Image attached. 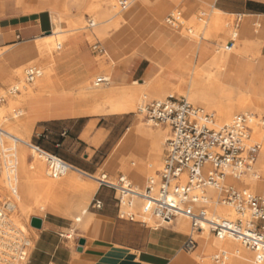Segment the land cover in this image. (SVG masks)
<instances>
[{
    "label": "bare ground",
    "instance_id": "1",
    "mask_svg": "<svg viewBox=\"0 0 264 264\" xmlns=\"http://www.w3.org/2000/svg\"><path fill=\"white\" fill-rule=\"evenodd\" d=\"M16 1L19 6L24 8L29 9L32 6L31 2H33L37 11L46 9L52 10L58 15L60 22L63 20V15L72 11L73 6L78 4V1L71 2L70 0H64V3L60 7H57L52 4L51 0ZM202 1V3L196 5V7L201 9L199 14L204 16L205 11L211 6L212 0ZM176 2L177 0H128V2L126 1L127 6L124 10L129 7V10L127 11L128 17H133L134 14L144 11L155 17V20L163 22L164 15L167 11H170L175 7ZM188 2L189 3L185 5L184 9L178 8L179 10L176 12L179 14L178 21L171 25L176 32L183 33L189 27H194L196 30H200L201 25H198L196 22L199 18L193 14V11H191L193 4L190 1ZM119 5L120 2H118V0H98V10L103 16L110 15L113 12H116L114 15H118L122 10L121 8L119 10ZM221 15L220 12L214 10L213 26L216 28V33L225 34L227 33L226 24H223V22L220 21ZM125 16L126 15L121 14V16L117 17V19L111 23V26H113L115 30L118 29L124 23ZM75 25H78V23ZM75 25L72 23L66 24V27L64 26L66 29H64L65 31L52 34L50 37L40 39V41L33 42L32 44L24 43L13 50V52L5 58V60L11 65V69L6 72L3 71L0 66V82L11 85L10 93H15L19 96L18 103L13 102L10 104L11 110L14 109L16 105H19V103L25 104L27 100L37 96L56 97L64 92L62 91L55 94L50 90V85L53 76L56 78V81L59 82L58 76L63 71L65 63L58 64L57 66L52 65L49 69L43 67L37 68L36 58L45 54L51 55L54 51H58L65 41L71 37L70 35L74 31V29L71 28ZM61 28L63 27H60V29ZM189 33L193 32L189 31ZM234 34L237 35L235 32L233 35ZM98 35L101 40L107 37L103 32L99 31L98 33L89 34L88 39L98 37ZM192 37L193 36H191V38ZM211 37H213V33L210 31L205 32V34H202V37H200V42L198 43L196 50L201 58L206 56V42L210 41ZM246 43L247 42L244 41L243 45L246 46L248 44ZM256 46L257 44L254 45V48H257ZM219 48H221V46ZM224 50L230 51L231 49H226V46H224ZM195 53L196 52H193V54ZM244 54L247 55L246 52ZM226 57L227 54H225V51H220L214 56L210 63L212 69H205L197 74H193L191 70L185 69L182 72H177L173 75L172 78L175 79V81L169 84L161 82L160 78L165 71L158 68L159 70L156 76L149 79L148 82L138 84L137 81H135L132 85H137L138 87L129 88L120 92L113 89L109 91H98L95 90L97 87L93 84H89V89L94 91L90 92L86 90L85 83L89 81H85L83 74L90 71V69H87L84 72H80L77 76V94L75 99L77 103L84 102L86 104V102H101V104L98 107L93 106L86 111H84V109L83 111L76 110L74 114L81 116L134 114L136 109L138 108L140 110L146 101L151 99H161L165 94H169L175 98L180 97L186 99L188 102L205 107L207 110L213 109L217 114L216 122L218 124H224L223 122H229L231 120L234 113H246L253 108L251 100L246 93L221 86L220 82H218L223 72ZM248 57H250L249 54ZM17 58H20V60L18 61ZM74 59L82 63L79 55H76ZM113 60L114 59L107 53L105 58L93 59L92 63L95 67L99 66V68L103 70L106 63L113 62ZM47 61L52 64V60L49 56L47 57ZM181 66L182 64H180L175 70L183 68ZM26 70H36L40 76L31 84L26 83V81L24 83L22 81L23 72ZM101 74L102 77L109 79V83L103 85L104 87L110 84H115L110 79L111 72H109L108 76L103 73ZM217 84H219L222 89L216 90ZM65 90L68 89L66 88ZM66 93L68 92L66 91ZM17 110H19V108L15 109L14 112V118L16 119L19 118L16 113ZM245 115L248 116V114ZM19 123L24 125V120H19L18 124ZM27 131L28 130L26 129L20 131L11 123L7 124L6 130H3L0 127V165H2V171H0V173H4L5 184V186H1L0 182V198L7 192L9 193L8 197H10L11 191H16L14 200L15 211L8 219L21 232L26 230L28 223L26 222L27 224L25 226V220L29 217V214L32 212L38 213L39 211L47 209L44 201L45 196L50 194L53 190L58 189L60 185L62 186V189L77 190L80 194L86 195H91L96 190L94 184L82 180L83 177H88L89 175L72 167L63 175L65 178L61 182L58 181L61 177L56 179L50 177L47 172V167L45 169V158L36 153L31 145L30 148L32 152L36 153L38 158L34 161V167H28L26 163L27 149L21 145H29L27 140L30 131ZM167 133V130L154 132L148 128V125L145 126L141 121H136L131 131L125 133L118 141L115 146V156L126 161L133 148L142 145L143 140H148L146 155L141 154L132 156L130 165L127 166L126 162L119 165V167L121 166V168H119L120 172L124 173V175H128L130 179L134 177L136 179L139 175H153L154 169L158 171L159 168H161V161L159 159L161 156V140L167 138ZM253 137L260 144L259 155L261 156L262 164H264V134L257 125H254ZM5 140H8L10 143L7 144L4 142ZM33 156L34 155L32 154V157ZM142 162L145 163L143 168H141ZM122 177H124L127 183L131 185L134 192L138 194L144 193L142 190L143 188L140 187V185H132L131 180L127 179L125 176ZM105 182L109 183L108 181ZM225 183L242 188L250 194H254V196L264 198V178H260V176L254 172V166L247 174L242 176L239 181H233L230 178H227ZM208 193L210 196L216 198L214 192L209 191ZM215 201L216 200L211 203L212 206H209V214L225 218L228 216L231 217L230 211L217 204ZM70 210L75 213V223H80L86 214L85 205L79 204L73 207L71 206ZM205 232L207 231L197 234L198 248L195 252V256L198 258L200 264H212L211 261H214V264H217L214 259L215 257H213L215 251H219L218 253L223 255L224 258L222 264H255L254 254L247 249H243L234 240L224 239L218 241L214 237L213 239H209Z\"/></svg>",
    "mask_w": 264,
    "mask_h": 264
},
{
    "label": "crops",
    "instance_id": "2",
    "mask_svg": "<svg viewBox=\"0 0 264 264\" xmlns=\"http://www.w3.org/2000/svg\"><path fill=\"white\" fill-rule=\"evenodd\" d=\"M212 9L217 10L223 16L235 17L234 30L240 31L243 39L254 42L260 41V46L254 48L255 50L252 52L250 48H245L243 41L239 47L250 57L259 55L256 62H243V64L249 65L252 72L250 76L258 73L263 77L264 0H212ZM123 15H126L124 23L103 39L107 41L109 48L106 52L112 58L117 51L139 45L145 34L152 33L157 28L156 20L148 12L141 11L134 14L133 17H128L126 11ZM51 23H53L52 17L50 20L44 12L37 14L31 26V37L48 33ZM256 26L260 33L254 30ZM164 35L161 34L156 37V40L152 41L151 44L146 42L140 44L136 55L130 59L142 57L148 63L141 61L134 71L121 72L119 68L126 66L130 60L126 61L117 70L111 72L110 79H113V82L118 85L126 86L124 82H127L137 73L140 74V77L150 78L156 66L166 70L175 69L184 58L183 56L192 50L193 44L190 41L185 43L182 38L180 39L175 34L166 37ZM48 37L50 35L33 39L31 42ZM1 39L4 41L9 37L2 35ZM101 54H104V51ZM250 57L228 54L219 82L221 86L249 94V96H255L258 100L249 98L251 104L257 108L255 103L258 104L260 100L264 103V82H259L258 78L254 76L249 86L243 88L241 72H245V69L233 65L234 61H248ZM88 69L92 71V68L88 67ZM90 71L83 74L85 81L88 80ZM248 78L246 77V80ZM69 103V99L64 94H59L56 97L42 96L31 99L27 101L25 106L24 123L29 128L35 123L36 131H40V134H37L38 137L51 138L54 148L45 152L58 158V150L55 149H63L71 140L75 142L73 145L76 146L75 149L81 145L93 143L95 147H92L91 150L95 155L110 143L113 129L99 126L98 123L94 124V119L87 120L90 116L75 115V109L70 108ZM66 122H71V125H66ZM39 125L41 126L39 127ZM93 125L96 127L90 134V127ZM88 137L89 143L87 142ZM117 141L111 143L107 154L112 152ZM163 158L164 150L162 164ZM65 163L90 176L98 174L103 166V164H97L92 168L86 163L79 164L74 161ZM109 173V176L113 178L116 172L110 171ZM142 181L144 183V179ZM146 185L147 183L145 188ZM210 198L214 199L212 196ZM80 199L81 197L77 196V201ZM97 204H99V208ZM136 205L138 207L139 202H136ZM137 210L138 208H136ZM60 211L62 212H47L43 217L38 218L41 220V228L33 229L35 230V236L32 239L33 248L26 264H179L176 260L184 259L181 253L186 252L185 244L189 239L190 227L188 234H186V232L177 229L176 220L170 225L158 226L155 223L153 229L147 228L150 221L143 224L138 217L134 221H129L123 215L122 209L119 208L115 193L99 183L96 190L88 198V206L81 230H71L73 224L68 216L72 215L65 212V207ZM65 231H77L75 238L73 240L71 237L69 238L64 233ZM80 240L83 241L82 246L78 244ZM194 262L200 264L195 260Z\"/></svg>",
    "mask_w": 264,
    "mask_h": 264
},
{
    "label": "rangeland",
    "instance_id": "3",
    "mask_svg": "<svg viewBox=\"0 0 264 264\" xmlns=\"http://www.w3.org/2000/svg\"><path fill=\"white\" fill-rule=\"evenodd\" d=\"M51 1H52V4L56 5L57 7H60L64 3L63 2L64 0H51ZM70 1L71 2L78 1V4L73 6L72 11L68 12L66 15H63V20H62V22H60L58 15L54 11L48 10V9L37 11L36 6L33 5L34 4L33 2H31L32 8L30 7L28 9V8H24L22 6L17 5L16 0H0V66L2 67L1 69L3 71H6V72L11 69V65L5 60V58L8 55H10V53H12L13 50H15L16 48L21 46L22 43L32 44L33 42L40 41V40H36V41L31 42L33 39H38L40 37H44V36H48V35H52L55 33L65 31L66 29L64 28V26L66 27V24L72 23L75 25L78 23V25H75L71 28V29H74V31L70 35L71 37L65 41L63 46L58 51H54L51 55L45 54L42 56H38L36 58V67L37 68L43 67V68L49 69L52 65L57 66L58 64L65 63L63 71L58 76L59 82L56 81V78L54 76L52 77L50 90H52L53 93H55V94L64 91V92H62V94L67 96V98L70 101V103H69L70 108L75 109V111L76 110L83 111V109H84V111H86L93 106L98 107L101 104V102H92V103L86 102V104L84 102L77 103V101L75 99L76 94H77V87H76L77 84L76 83H77V79H78L77 76L80 72L86 71L88 69V67L93 68L92 71H90V74L88 76L87 81H89V82L85 83V89L92 92L94 90L89 89V84L92 85L96 78L102 77L101 73L108 76L109 72H112L113 70H117L122 65V63L129 61L132 57H134L137 53V48L139 47L140 44H142L144 42H146L147 44H151L152 41H155L156 37H159L161 34H165L164 35L165 37L170 36L172 34H175L180 39L182 38V40L185 43L190 41L193 44L192 50L189 52L190 54L184 55L183 56L184 58L180 62V64H182L181 67H183V68L175 70L180 65L179 64L175 69L174 68H170L168 70L163 69L165 71V73L161 76L160 80H161V82H164L166 84L173 83V81H175V79H173L172 76L175 75L177 72H182L185 69L191 70L193 74L201 73L205 69L206 70L209 68L212 69V67H210V63L212 62L214 56L217 55V53L220 51H225V54H227V55L233 53V54H237L240 56L242 55V56L248 57V54L247 55L244 54L245 51L242 50L241 47H239L241 45L242 41L243 42L246 41L249 44L248 45L246 43L247 45L245 46V48L246 49L250 48L251 52L255 50L254 49L255 44H258L256 46L257 48L260 46L259 40L254 42V41H251L248 39H243L241 37V32L238 30H234L233 26H234L235 17H229V16L221 15L220 21L223 22V24H226L227 33H225V34H221L218 32L216 33V30H215L216 28L213 26L214 10L212 9V3H211V6L209 7V9L207 11H205V15L201 16L199 14L201 9L196 7V5L202 3L203 2L202 0H177L175 7L173 9H171L170 11H167L166 14L164 15L163 22H159L156 20L157 28L154 30L156 32L154 33V35L151 36V38H149V37L154 31L152 33L145 34V36H143V38H142V41L136 47H129L127 50L117 51L116 55L113 57V59H114L113 62H107L105 65V68L102 70L99 68V66L95 67L92 63V60L96 59V58H103V57L105 58L106 57V54H107L106 51L109 49L107 41L101 40L99 35H98V37H92L91 39H88V35L93 34V33H98L99 31H101V32H103V34L108 36L110 34V32L115 30V28L113 26H111V23L113 21H115L117 19V17L121 16V14L128 11L129 7L126 10H121V12H119L118 15H114L116 12H113L110 15L103 16V15H101V13L98 10V0H70ZM121 1H127L128 2V0H118V2H121ZM188 1H190L193 4V8L191 11H193V14L195 16H198L199 20H197L196 22L198 25L200 24L201 27H200V30H198V29L196 30V28H194V27H189L183 33H179V32H176L175 29L173 30V27L171 25L166 24L165 21L169 15L176 13L179 10L178 8L184 9L185 5L187 3H189ZM119 10H120V7H119ZM41 12H44L45 14H47V16L50 18V20L52 17L53 23H51V28H50L48 33L39 34L36 37H31V26L33 25V20H34L35 16ZM153 18L155 19V17H153ZM200 20H202V21H200ZM89 22L93 23L92 27H89ZM60 27H63V28L60 29ZM188 29H189V31H191L193 33H189ZM254 30L256 32L260 33V30L257 28V26L255 27ZM209 31L211 33H213V37L210 38V41L206 42V56L201 58L200 54L197 53L196 47H197L198 43L200 42V37H202V34L204 35L205 32H209ZM234 32L237 34L236 39H235V44L231 48L230 51H226V50H224V46H226L227 42L232 38ZM2 35H4V37H5V35H7L9 37V39H5L3 41L1 39ZM191 36H193V37L191 38ZM96 45H98L100 48H102V50L104 51V54H100V53H98L97 49H94V47ZM220 46H221V48H219ZM193 52H196V53L193 54ZM76 55H79L80 59L82 60V63H80L78 60L74 59ZM48 56L52 60V64L48 63V61H47ZM258 56L259 55H257V57ZM257 57H250L248 61H240V62L234 61V63H233V65L235 67L245 69V72H241V80H243V88H246L249 86V83L251 82V80L254 76H256L258 78L259 82L260 81L264 82V76L262 77L258 73H254L252 76H250L252 72L250 70L249 65L243 64V62H252V61L256 62ZM17 60L19 61L20 58H17ZM141 61L148 63L142 57H140L138 59L135 58V59L130 60L128 62V64H126V66L119 68V70L121 72L122 71L132 72L136 68L137 64H139V62H141ZM158 68L159 67L156 66V68L154 69V72L150 78H147L145 76L140 77V74L137 73L132 78H129V80L127 82H124L126 84V86L118 85L115 83L114 85L110 84V85L105 86V87L104 86H100L99 88L97 87V88H95V90L109 91V90L113 89L115 91L118 90L120 92V91L129 89V88L138 87L137 85L133 86L132 83L135 81H137L138 84H141L142 82H148L149 79H152L156 76V74L158 73V70H159ZM26 71L23 72V80L22 81L24 83H25V72ZM246 77H249L248 80H246ZM111 80L114 81L113 79H111ZM11 87H12L11 85H7L3 82H0V127L3 130H6L7 124L11 123L12 125L16 126L17 129L20 131H22L23 129L28 130L27 132L30 131L29 132L30 134H29V137L27 140L29 145H25V144H21V145L27 149V154H26L27 166L28 167L29 166L34 167V161L38 158V156L36 153L32 152L30 145L31 146H38L43 151H49V150H51V148H54V144H53L51 138L44 139V138L37 136V134H40V131H36L35 123L29 129L25 125V123H24V125L26 127L24 125H21L20 123L18 124L19 120H21V119L23 120V118H24L25 106H26L27 102L25 104L19 103V105H16L15 108L11 110L10 104L13 102L19 101V96L17 94H15V93L11 94L10 93ZM66 88L68 90H65ZM220 89H222V87L219 84H217L216 90H220ZM66 91L68 93H66ZM247 96L252 98L253 100L254 99L258 100L255 96H249V94H247ZM38 97H42V96H37L35 98H38ZM165 98L183 99L180 97L175 98L172 95L165 94L164 97H162L161 99H151V100L146 101L143 104V106L152 100H162ZM32 99H34V98H32ZM29 100H31V99H29ZM29 100H27V101H29ZM83 104H85V105H83ZM190 104L195 106V107L202 108L206 112L214 113L215 117L217 115L213 109L207 110L205 107H202L200 105H194L192 103H190ZM255 105H257L258 107L256 108L252 105L253 108L246 113H244V112L234 113L233 116L231 117V119L237 115L248 114L251 118L252 117L254 119L256 118V120H255L256 124L255 125H257L264 134V103L261 102V100H260L259 103L258 104L255 103ZM87 106H88V108H87ZM17 108H19V110H17V112H16L18 114L17 116L19 118L16 119V118H14L15 117L14 112H15V109H17ZM85 108H87V109H85ZM19 111H21V112H19ZM96 116H90L87 118V120L94 119L95 120L94 124L98 123L99 126H104V127H107L108 129H113V132H112V135L110 138V143H108L104 148L100 149L94 155V153L91 150L92 147H95L93 143H90V145H81L77 149H75L76 146H73V145H75V142H74V140H71V141H69V144H67V145H65V147H63V149H55V150H58L59 158H61L65 162L74 161V162L79 163V164L86 163L89 166H91L92 168L97 164L98 165L103 164L102 169L98 174H96L95 176L89 175L90 177L89 176L83 177V178H87V179L82 178L83 181H85L87 183L94 184L96 188L98 186V180H100V177L103 175L107 176V177L105 176V181H108L109 183H112V184H116L117 177L125 176L127 179L131 180L132 185H135V184L140 185V187L143 188L142 190L144 192L145 184L147 183V181L149 179H157L156 175H158V172L162 169V157H163V150H164V142H165L166 138L161 140V156L159 158L161 161V168H159V170L157 169L158 171H156V169H154L153 175H151V176L139 175L140 177L137 176L136 179H135V177L130 179V177L128 175H124V173L120 172L119 168H121V166L119 167V165H122L125 162H126L127 166L130 165V162L132 161V156H134V155H141V154L146 155V151L148 148V140H143L142 145L133 148V150L131 151V154L128 156L129 158L127 157L126 161L124 159H119L115 156V146L117 145L118 141L123 137V135L125 133H128L131 131L135 122L138 120L141 121L143 125H145V126L148 125V128L154 132L163 131V130H167V129H165L163 127H154L151 124L146 123V120L144 119L143 115L139 114L138 108L136 109V112L134 114L128 113V114H123V115H110V116L96 115ZM216 120H217V117H216ZM223 123H228V122H223ZM65 124L70 126L71 122H66ZM40 126L41 125H39V127ZM95 127H96V125H93L90 127V129H91L90 134H92ZM254 140L257 141L256 139H254ZM115 141H117V142H116L115 146L113 147L112 152H109V154H107L109 151L111 143H115ZM4 142H6L7 144L10 143L8 140H5ZM87 142L88 143L90 142L89 137L87 138ZM32 154L34 155L33 157H32ZM141 165H142L141 168H143L145 166V163L142 162ZM1 166L2 165H0V171H2ZM45 169H46V166H45ZM110 171L116 172L114 174L115 176L113 178H111L109 176ZM254 172L256 174H258L260 176V178H264V164H262L261 156L259 154L257 156L256 163L254 165ZM64 178H65V176H61L60 180H58V181L61 182ZM247 178H244V179H247ZM88 179L91 181H89ZM143 179H144V183L142 181ZM0 182H1V186H5V184H4V173H0ZM8 194L9 193L7 192L3 196H1L0 202H3L6 198H8ZM91 195L80 194L79 192H77V190L62 189L61 185L58 189L53 190L50 194H47L44 198L45 207H47V209H45L44 211H39L38 213L32 212L31 214H29V217L25 220V226L27 223L28 224L26 226V230L22 231V233L24 232L23 233L24 236L29 241H31V247H30L29 253L31 252V250L33 248L32 239L35 236V230H33V228L30 227V219L31 218L43 217L44 214H46L47 212L60 213V212H62L60 210H62V208L65 207V212L67 214L71 213V215H72V216H68L69 220L73 224L71 230H74V229L81 230L83 228V219L80 223H75V220H74L75 213L70 210V207L71 206L73 207V206L80 204V205H85L86 210H87L88 198ZM252 195H254V194H252ZM77 196L81 197V199L79 201H77ZM122 213L126 214L127 211L122 209ZM230 213H231V215H230L231 217H229V216L228 217L234 219L233 213L231 211H230ZM216 216H218V215H216ZM125 218H126V215H125ZM137 220L139 221L138 218H137ZM176 224H177L178 230H180L181 232H186V234H188L189 225H188V222L186 220L178 218L176 220ZM155 225L156 224L154 221H150L147 224V228L153 229L155 227ZM64 233L67 236L68 235L71 236V239L73 240L75 238L77 231H74V232L65 231ZM205 233L207 235V238L213 239V236L211 234H209L208 232H205ZM194 240L197 242V234L194 236ZM237 244L239 246H241L243 249H245L238 242H237ZM197 245H198V243H197ZM197 248H198V246L196 247V249ZM195 250H193L191 252L181 253V256L184 259L181 258V259H178L176 261H178L179 264H195L194 260L196 262H199L198 258L195 256V253L193 254V252ZM218 252L219 251H215V253H213V257L220 254ZM211 262H212V264H214V261H211Z\"/></svg>",
    "mask_w": 264,
    "mask_h": 264
},
{
    "label": "built area",
    "instance_id": "4",
    "mask_svg": "<svg viewBox=\"0 0 264 264\" xmlns=\"http://www.w3.org/2000/svg\"><path fill=\"white\" fill-rule=\"evenodd\" d=\"M119 6L124 10L126 1ZM178 17V13L171 14L165 22L173 25ZM92 26L89 22V27ZM235 38L234 34L226 49L234 46ZM94 49L103 53L98 45ZM39 76L38 71L28 70L25 81L31 84ZM108 83L109 79L98 77L93 85ZM139 114L152 126L167 129L168 135L162 169L157 179L147 181L143 194L134 192L122 176L116 185L106 183L104 175L98 181L115 193L119 208L127 210L123 215L129 221L138 217L143 224L154 221L158 226L184 219L190 227L186 252L195 249L194 236L207 231L218 241L238 242L254 254L255 264H264V198L225 183L227 178L239 181L256 163L260 150V144L253 138L256 118L241 114L228 123L218 124L214 113L195 107L185 99L173 98L152 100ZM33 148L45 158L47 172L53 179L71 168L57 156L38 146ZM209 191L216 194L215 199L210 198ZM15 196L16 191L12 190L11 196L0 202V264H26L29 257L30 241L8 219L15 211ZM214 200L230 210L234 219L209 214ZM223 258L218 254L214 259L222 264Z\"/></svg>",
    "mask_w": 264,
    "mask_h": 264
},
{
    "label": "water",
    "instance_id": "5",
    "mask_svg": "<svg viewBox=\"0 0 264 264\" xmlns=\"http://www.w3.org/2000/svg\"><path fill=\"white\" fill-rule=\"evenodd\" d=\"M30 227L33 229H37V230L40 229L41 228V220L38 218H31L30 219ZM78 244H79V246H82L83 241L80 240Z\"/></svg>",
    "mask_w": 264,
    "mask_h": 264
}]
</instances>
